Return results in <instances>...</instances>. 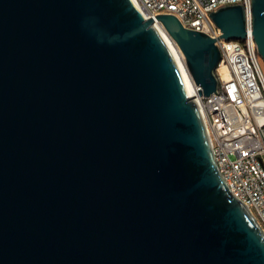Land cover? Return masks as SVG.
Listing matches in <instances>:
<instances>
[{"label": "water", "instance_id": "1", "mask_svg": "<svg viewBox=\"0 0 264 264\" xmlns=\"http://www.w3.org/2000/svg\"><path fill=\"white\" fill-rule=\"evenodd\" d=\"M210 18L245 38L242 3ZM156 19L215 91L216 39ZM250 19L264 60V0ZM0 264H264L263 229L131 0H0Z\"/></svg>", "mask_w": 264, "mask_h": 264}, {"label": "built area", "instance_id": "2", "mask_svg": "<svg viewBox=\"0 0 264 264\" xmlns=\"http://www.w3.org/2000/svg\"><path fill=\"white\" fill-rule=\"evenodd\" d=\"M155 24L159 14H173L188 28L216 39L220 61L217 88L193 96L207 129L213 156L232 194L243 201L264 231V74L251 33V0H133ZM242 3L246 9L244 39L221 37L210 13Z\"/></svg>", "mask_w": 264, "mask_h": 264}, {"label": "bare ground", "instance_id": "3", "mask_svg": "<svg viewBox=\"0 0 264 264\" xmlns=\"http://www.w3.org/2000/svg\"><path fill=\"white\" fill-rule=\"evenodd\" d=\"M131 2L135 5L134 1L131 0ZM135 7L139 10V12L142 14L143 17H147L146 14L144 13V11L140 8H138L136 5ZM159 28V30L161 31L164 39L166 40L170 50L173 53V56L178 64V67L180 69L184 84L186 86L187 92L190 96H193V91L195 89L194 86V81L189 73V70L186 66V62H185V55L183 53V51L180 49V47L177 45V43L175 42V40L168 34V32L165 30V28L163 27V25L160 24H156Z\"/></svg>", "mask_w": 264, "mask_h": 264}, {"label": "rangeland", "instance_id": "4", "mask_svg": "<svg viewBox=\"0 0 264 264\" xmlns=\"http://www.w3.org/2000/svg\"><path fill=\"white\" fill-rule=\"evenodd\" d=\"M261 65H262V70H263V74H264V60L262 57H261Z\"/></svg>", "mask_w": 264, "mask_h": 264}]
</instances>
